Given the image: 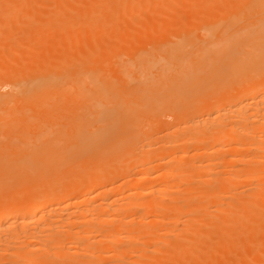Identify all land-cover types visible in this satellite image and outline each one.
I'll list each match as a JSON object with an SVG mask.
<instances>
[{
	"label": "bare ground",
	"instance_id": "bare-ground-1",
	"mask_svg": "<svg viewBox=\"0 0 264 264\" xmlns=\"http://www.w3.org/2000/svg\"><path fill=\"white\" fill-rule=\"evenodd\" d=\"M0 7L46 19L0 64V264H264V0ZM224 163L230 199L198 190Z\"/></svg>",
	"mask_w": 264,
	"mask_h": 264
},
{
	"label": "rangeland",
	"instance_id": "rangeland-1",
	"mask_svg": "<svg viewBox=\"0 0 264 264\" xmlns=\"http://www.w3.org/2000/svg\"><path fill=\"white\" fill-rule=\"evenodd\" d=\"M50 2V4L51 3H53V0H48V3ZM2 7H0V9H1ZM4 9V8H3ZM37 9V8H36ZM39 10H42V12L43 11H47V10H49V8L48 7H43V8H38ZM29 9L28 8H20L19 9V14H20V16H18L16 19H13V20H2L1 18H0V64H2V63H4L5 62V59L7 58L6 57V54H7V52H11V51H13V50H15V49H18V50H26V48H27V44H26V39H27V34H26V31L28 30V29H36V28H39V29H41V28H43V26H44V24H43V21L44 20H46L45 19V17H41V18H32V17H30V18H25V17H22V15L25 13V12H27ZM22 13V14H21ZM27 22V23H26ZM33 22V23H32ZM36 22V23H35ZM8 23V24H7ZM33 25V26H32ZM22 26V27H21ZM19 28V29H18ZM47 27L45 26V28H44V30H39L40 32H37V37H39V38H42V37H45L46 35H47V29H46ZM7 31H11V32H15L13 35H8L6 32ZM17 34H19V35H17ZM8 47V48H7ZM24 47V48H23ZM4 51V52H3ZM125 57L126 56H122V58H124L125 59ZM127 58V57H126ZM2 62V63H1ZM2 75V76H1ZM0 77H1V79H0V93L1 94H6V93H9L10 91L9 90H11V87L8 85L7 86V83L9 82L8 80V78H7V76L6 75H3V74H1L0 73ZM6 77V78H5ZM10 88V89H9ZM6 91H8V92H6ZM6 92V93H5ZM167 121L168 122H170V117L168 116L167 118ZM230 154V152H228L227 151V153L225 154V155H223V157H225L224 159L221 157V159L219 160V159H217V162H219V161H226L225 159L227 158V156L226 155H229ZM199 161H200V159H198ZM202 161H204V160H202ZM206 161V162H205ZM204 162L207 164V162H208V164L209 163H211V166L212 167H210V168H213V164H214V161L213 160H210V161H208V160H205ZM213 161V162H212ZM213 163V164H212ZM172 164H169L168 165V169L167 170H169V171H171V170H175V171H171V172H173L174 174H177V172H176V170L177 171H179V169H177V168H175V167H173L174 166V164L171 166ZM207 167H209V165L207 166ZM214 167H215V164H214ZM219 168H217L216 169V171L217 172H214L215 173V175H217V176H220L221 178H219V180L217 179V178H213V177H211V181L213 180L214 181V179L216 180V182L214 181V184H213V182H209L210 181V179L209 178H205L206 179V183H205V181L203 182V183H200L199 185H201V186H197V187H200L198 190H202V191H212V189H214V190H216V191H218V192H220V194L224 197V195H225V197H224V200L226 199V197H227V199L226 200H228V199H230L228 196H231V192H229V191H231L230 189H232L233 191L236 189L235 187V185H236V183L237 182H235L236 180H235V173H236V171H235V173H234V170H235V168L233 167V164H226V163H224L223 165H220V166H218ZM228 167V168H227ZM171 168H173V169H171ZM216 168V167H215ZM215 168H213V169H215ZM221 168H223L222 170H221ZM232 169V170H231ZM179 172H181V171H179ZM178 172V173H179ZM225 172H227V173H225ZM229 172H230V174H229ZM223 173H225V174H223ZM1 174H2V172H1ZM228 174V175H227ZM227 175V176H226ZM3 176V175H2ZM1 176V178H2V180H3V178H6V177H2ZM214 176V175H213ZM0 178V179H1ZM213 178V179H212ZM232 178V179H231ZM209 180V181H208ZM225 180H227V182L226 183H231L230 185H229V187L227 186V188L225 187V186H223V184L225 185L226 183H224L225 182ZM230 182H229V181ZM232 180H234L233 182H232ZM1 182V181H0ZM172 182H175V181H172ZM184 182V181H183ZM163 183L164 182H161V181H158V184H162L163 185ZM166 184H164L165 186H163V187H165V188H168L167 190H169V192L170 191H173L174 193L175 192H177V191H179L180 190V188L181 187H183V188H181V190H184V189H187L188 188V184L185 182V184L186 185H184L183 183H182V181H181V184H183V185H181L180 183H179V181L177 182V184H176V182H175V184L176 185H174L173 183L171 184V182H165ZM168 183H170V184H168ZM210 185V187L211 188H209V185ZM218 183V184H217ZM246 183V182H245ZM250 183V182H249ZM249 183H246V185L248 184L249 185ZM221 184V185H220ZM235 184V185H234ZM240 184V183H239ZM243 184H244V182H243ZM243 184H242V186H243ZM1 185V184H0ZM174 185V186H173ZM214 185V186H213ZM238 185V184H237ZM241 185V184H240ZM245 185V184H244ZM245 185V188L243 187L242 189H244V190H242V189H239V191L238 192H240L241 191V193H238V195L237 196H232L231 198H232V200H233V202H234V200L236 201V202H239V200H240V196H239V194H241L242 195V193H245V189H251V190H253V188H255V186H253V185H251V183H250V185H249V187L248 186H246ZM2 186H4V185H2ZM168 186V187H167ZM184 186H187V187H184ZM207 186H208V189H207ZM231 186V187H230ZM234 186V187H233ZM251 186H253V187H251ZM1 187V186H0ZM5 187V186H4ZM4 187L2 188V189H4ZM8 187H10L9 185H8ZM177 188V189H174V190H172L173 188ZM178 187H180V188H178ZM204 187V188H203ZM248 187V188H247ZM251 187V188H250ZM171 188V189H170ZM216 188V189H215ZM226 188V189H225ZM235 188V189H234ZM241 188V187H240ZM7 189V188H6ZM6 189H4L3 191L5 192H3V191H1V193H0V195L1 196H3L2 195V193L4 194V196H6V198L8 199V198H10L11 197V195H12V190H10V192H9V195L7 194L8 193V190H7V192H6ZM8 189H11V187L10 188H8ZM179 189V190H178ZM229 189V190H228ZM1 190V189H0ZM249 190H246V191H249ZM250 190V191H251ZM242 191H244V192H242ZM230 193V195H228L229 193ZM224 193V194H223ZM7 194V195H6ZM226 194H227V196H226ZM0 196V197H1ZM9 196V197H8ZM239 196V197H238ZM223 204H225V201L223 202ZM169 221V222H168ZM168 221H166V220H164V221H159V222H157V227L154 229V235H156L155 237H158V238H155L154 237V239H153V241L152 242H150L148 245H147V247L149 246V247H151V248H153L154 249V247H156L157 249H158V252L159 253H161V252H163V251H167V249H169L171 246L170 245H172V244H170L171 242H174L173 240L175 239V240H177L178 239V237H180L179 236V234H177V232L179 231V229H171V230H173L172 232H165V231H167L166 230V227H172V226H174L173 224L175 223V221L174 220H168ZM164 223V224H163ZM168 223H170V224H168ZM168 224V225H167ZM164 226H166V227H164ZM165 229H164V228ZM169 227V228H170ZM165 230V231H164ZM201 230V229H200ZM212 230L213 229H211V231H210V228L208 227H206V228H204V230L202 229L201 231H204L206 234L207 233H209V232H212ZM159 231V232H158ZM214 231V230H213ZM155 232H157V233H162V234H164L165 235V233H166V235L164 236H162V234H156ZM164 232V233H163ZM176 233V234H175ZM178 233H182V230L181 231H179ZM178 236V237H177ZM177 237V238H176ZM224 237V238H223ZM223 237H221V238H218L219 240H221L220 242H223L224 241V243H225V240H226V238H225V236H223ZM173 238V239H172ZM159 239V240H158ZM160 239H162V240H160ZM172 240V241H169V240ZM260 239L261 240H263L264 239V235H261V237H260ZM161 241V242H160ZM155 242V243H154ZM224 243H222V244H224ZM152 244V245H151ZM166 244V245H165ZM168 244H170L169 246H168V248H167V245ZM247 245H249L248 243H246L244 246H243V248L244 247H246V248H244V249H247ZM174 246V245H173ZM172 246V247H173ZM170 248L171 250H173L174 248V250H177L176 249V247L174 246L173 248ZM178 247V246H177ZM150 248V249H151ZM243 248H242V251H243ZM165 249V250H164ZM179 249V248H178ZM144 250V249H143ZM163 250V251H162ZM173 250V251H174ZM169 251V250H168ZM242 251H241V253H242ZM245 251V250H244ZM243 251V252H244ZM238 252V253H237ZM237 253V254H236ZM235 254V255H234ZM232 255H234V256H232ZM237 255V256H236ZM228 256V258H230L232 261H235L236 260V258L238 259V257H239V250H237V251H235V253H230V254H228L227 255ZM88 264V263H87ZM89 264H93V261L92 262H90Z\"/></svg>",
	"mask_w": 264,
	"mask_h": 264
}]
</instances>
